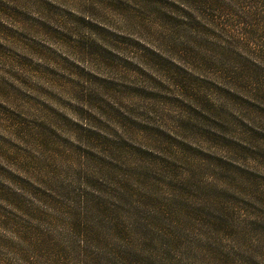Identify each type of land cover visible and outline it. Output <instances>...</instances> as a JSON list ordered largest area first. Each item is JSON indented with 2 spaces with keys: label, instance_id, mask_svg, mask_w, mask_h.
Wrapping results in <instances>:
<instances>
[{
  "label": "trees",
  "instance_id": "trees-1",
  "mask_svg": "<svg viewBox=\"0 0 264 264\" xmlns=\"http://www.w3.org/2000/svg\"><path fill=\"white\" fill-rule=\"evenodd\" d=\"M130 1L120 19L146 41L83 44L121 83L83 95L81 119L31 127L32 153L0 139V258L264 264V0ZM80 2L96 21V0ZM142 61L178 118L145 81L122 86ZM116 84L146 105L125 104Z\"/></svg>",
  "mask_w": 264,
  "mask_h": 264
},
{
  "label": "rangeland",
  "instance_id": "rangeland-1",
  "mask_svg": "<svg viewBox=\"0 0 264 264\" xmlns=\"http://www.w3.org/2000/svg\"><path fill=\"white\" fill-rule=\"evenodd\" d=\"M80 1L0 0V139L15 144L20 150L25 147L29 153L33 152L31 127L37 125L43 130L61 127L64 114L71 123L81 119L75 107L80 105L83 95L90 94L91 89L102 87L103 79L112 84L121 83V76L114 79L110 75L106 62L85 50V42L90 45L95 41L104 43L106 38L112 39V35L117 40L118 37L123 38L118 40L119 45L125 43L124 39L134 38V43L146 41L142 31L131 28L139 21L120 19L126 13L125 7L129 8L128 4L137 6L135 3L130 0H103L101 5L96 0V10L93 11L96 21H82L83 6L79 8L73 4L82 3ZM113 3L119 8L112 6ZM136 53L141 54L140 50L130 49L124 56L134 58ZM116 61L119 62L118 59ZM123 61L124 58L120 59L124 68L134 67L132 63L124 64ZM143 64L142 61L137 65L139 71L136 69L134 76H125L122 86L136 89L140 81H145L140 88L145 84L149 88L154 87V92L150 93L157 95L163 103L169 99L176 100L168 85L163 84L165 87H162V82H158L160 74L157 69L153 67V72ZM122 86L116 84L115 91L125 104H132L129 106L134 109L137 105H146L138 93L127 98L118 92L135 91ZM134 98L137 100H131ZM173 101L163 107L174 108L176 119L181 115L178 111L181 107L177 104L173 107ZM164 115L166 126H172L173 120L167 110ZM29 255H25L22 262H17L14 253L9 258H0V264H42L40 258L37 261L26 260Z\"/></svg>",
  "mask_w": 264,
  "mask_h": 264
}]
</instances>
